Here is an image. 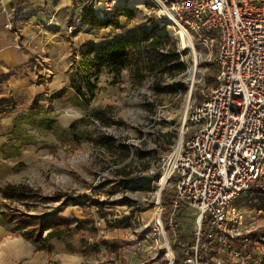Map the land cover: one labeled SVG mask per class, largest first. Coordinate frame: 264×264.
Returning a JSON list of instances; mask_svg holds the SVG:
<instances>
[{
  "label": "rangeland",
  "instance_id": "obj_1",
  "mask_svg": "<svg viewBox=\"0 0 264 264\" xmlns=\"http://www.w3.org/2000/svg\"><path fill=\"white\" fill-rule=\"evenodd\" d=\"M121 1L115 13L118 29L92 26L87 13L72 10L71 4L55 12L49 23L56 0L41 16L37 9L23 14L24 20L37 18L24 29L28 39L19 36L27 39L20 47L30 58L0 75V190L23 185L40 197L89 200L81 206L38 201L28 208L0 194V225L13 228L10 214L45 219L65 210L72 229L67 236L78 241L70 247L77 251L79 240H84L81 254L89 256L86 264H168L159 235L144 242L154 222L158 185L156 180L141 181V172L181 139L183 113L198 97L202 73L211 79L215 67H195L191 55L179 54V36L154 23L157 11L152 6L146 7L148 16L139 0ZM92 12L99 20L115 16ZM144 34L162 39V44L142 55L147 47ZM121 40L129 44L128 66L119 74L102 69L90 97L82 86V61L93 58L96 48ZM159 54L166 58L157 60ZM186 54L182 61L180 55ZM177 63L184 66L182 72ZM260 187L264 190V171ZM239 211L255 212L257 231L252 239L264 247V199L257 207L246 202ZM76 217L86 221L85 226ZM178 219V238L191 241L193 212L180 208ZM89 240L103 250L91 249ZM171 240L168 237L170 245ZM136 243H141L137 252ZM208 249L217 254L216 244ZM254 256V264L264 263L263 255Z\"/></svg>",
  "mask_w": 264,
  "mask_h": 264
},
{
  "label": "built area",
  "instance_id": "obj_2",
  "mask_svg": "<svg viewBox=\"0 0 264 264\" xmlns=\"http://www.w3.org/2000/svg\"><path fill=\"white\" fill-rule=\"evenodd\" d=\"M138 2L148 16L146 7L157 11L158 27L185 34L190 46L181 47L179 54L197 57L195 67H215L211 83L202 73L181 139L141 172V181L156 180L158 185L154 222L144 242L159 235L168 264H254V255L264 256V247L252 239L257 217L255 212L242 215L239 208L246 202L260 206L264 199L258 188L264 171V0ZM120 3L124 1L71 0V9L81 15L88 10L112 15ZM5 27L19 38L9 21ZM187 54L180 55L182 61ZM180 208L193 212L189 242L178 238ZM212 243L217 254L209 253ZM88 246L103 250L91 240ZM140 247L136 243L135 252Z\"/></svg>",
  "mask_w": 264,
  "mask_h": 264
},
{
  "label": "trees",
  "instance_id": "obj_3",
  "mask_svg": "<svg viewBox=\"0 0 264 264\" xmlns=\"http://www.w3.org/2000/svg\"><path fill=\"white\" fill-rule=\"evenodd\" d=\"M85 12L87 13L88 18L91 20L92 26L98 28H119V21L116 14H114V19L106 18L104 20H99L96 19V17L92 16L93 12L91 10ZM159 31H162V29H159ZM143 37L147 39V47L140 51V54L142 53V55L145 50H156V48L160 44H162V39H158L157 37L149 39L147 34H144ZM128 50L129 44L126 41H116L108 43L103 47L96 48L93 52V58L89 60L85 59L82 61V86L84 87L83 89L90 95V97L93 96L96 88L94 82L97 80V77L99 76L102 69H108L115 74H119L122 69L128 66ZM171 54L174 59L178 61V55H175L174 53ZM164 58H166V55L159 54L156 59L161 60ZM176 68L178 72H182L184 70V66L181 63H177ZM207 81L211 83L212 78L208 79ZM122 149L125 156L128 155V149L126 147H122ZM0 194L2 195V198L4 200L18 202L24 207L28 208L29 204H34V202L38 201L44 203L61 202L62 205L68 202H72V204L75 206H81L84 200H89L87 196H84L83 199L76 198L65 200H62L60 197H40L38 193L23 185H7L0 190ZM94 204H96V206H100V204L98 203L94 202ZM8 221L13 224L12 233L14 235L20 236L24 240L30 242L31 245L37 247L38 249L46 251L50 250V242L52 240L60 239L72 232V229L69 225V220L67 219H60L55 217L42 219L39 215H27L26 213H18L8 215ZM78 224L85 226L84 222H78ZM79 243L81 248L85 244L83 239L79 240ZM81 248L77 251H74L69 245L67 246V250L69 252L82 253ZM177 257L181 258L182 256L178 254ZM202 264H205V261H203Z\"/></svg>",
  "mask_w": 264,
  "mask_h": 264
},
{
  "label": "crops",
  "instance_id": "obj_4",
  "mask_svg": "<svg viewBox=\"0 0 264 264\" xmlns=\"http://www.w3.org/2000/svg\"><path fill=\"white\" fill-rule=\"evenodd\" d=\"M55 0H4L0 1V75L7 73L8 69L18 67L30 58L29 53L25 52L21 46L27 43L28 34L24 29L28 25L37 21V18L24 20L23 14L31 9H37L41 16L43 10ZM59 1V2H58ZM57 6H52L50 13L67 8L71 0H56ZM48 20L50 18L48 17ZM11 23L12 30L17 31V38L8 28L7 22ZM51 23V21L49 22ZM37 27V26H36ZM21 29V30H20ZM81 211V209H79ZM65 211V210H64ZM61 211L52 215L60 219H68V215ZM51 216V217H52ZM77 221L86 222L82 218L76 217ZM77 223V222H75ZM78 243L73 242L67 235L60 239L50 242V250H41L24 240L20 236L12 234V228L0 225V264H86L89 256H84L78 252H69L67 246ZM264 264V263H263Z\"/></svg>",
  "mask_w": 264,
  "mask_h": 264
},
{
  "label": "bare ground",
  "instance_id": "obj_5",
  "mask_svg": "<svg viewBox=\"0 0 264 264\" xmlns=\"http://www.w3.org/2000/svg\"><path fill=\"white\" fill-rule=\"evenodd\" d=\"M178 36H179L178 39H179L181 47L184 48V47L190 46V43L183 32H180ZM193 61L197 62V57H194ZM185 115H186V112L183 113V118L185 117Z\"/></svg>",
  "mask_w": 264,
  "mask_h": 264
}]
</instances>
